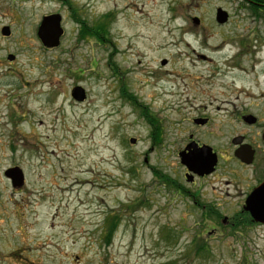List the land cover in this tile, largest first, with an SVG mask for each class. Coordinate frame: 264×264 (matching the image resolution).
<instances>
[{
	"label": "rangeland",
	"instance_id": "1",
	"mask_svg": "<svg viewBox=\"0 0 264 264\" xmlns=\"http://www.w3.org/2000/svg\"><path fill=\"white\" fill-rule=\"evenodd\" d=\"M51 14L65 34L48 49L37 30ZM226 42L222 55L209 49ZM256 101L264 12L246 0H0V264H264L263 225L223 223L170 192L169 144L182 135L169 128L157 145L150 123L227 120L231 102Z\"/></svg>",
	"mask_w": 264,
	"mask_h": 264
},
{
	"label": "flooded vegetation",
	"instance_id": "2",
	"mask_svg": "<svg viewBox=\"0 0 264 264\" xmlns=\"http://www.w3.org/2000/svg\"><path fill=\"white\" fill-rule=\"evenodd\" d=\"M231 103L233 115L227 120L203 113L168 121V128L161 120L157 121V145L166 143L169 128L182 135L177 134L169 144L179 162L164 182L168 181L176 199L201 209L212 219H221L223 223L230 220L232 226L238 224L235 220L249 219L264 226L245 209L254 190L264 183V102H252L250 107ZM192 154L204 155L207 161L215 160L214 167L205 164L203 168H190L182 155ZM221 203H235L238 210L232 216L223 215L215 206Z\"/></svg>",
	"mask_w": 264,
	"mask_h": 264
},
{
	"label": "water",
	"instance_id": "3",
	"mask_svg": "<svg viewBox=\"0 0 264 264\" xmlns=\"http://www.w3.org/2000/svg\"><path fill=\"white\" fill-rule=\"evenodd\" d=\"M229 14L222 8H218L216 12V21L219 24H224L228 21ZM194 22L196 24L200 23V19L195 17ZM4 35H10L9 27H4L2 29ZM64 34V28L62 27V17L60 14H51L44 16L37 30V35L42 42L43 46L52 49L60 45L61 37ZM8 59L13 60L14 56L9 55ZM166 60L162 61L165 64ZM71 95L76 101H84L86 99V92L81 86H76L72 89ZM252 117V116H249ZM131 143H135L134 138L130 139ZM183 162L187 164L190 168L199 169L206 165H211L214 167L215 160L207 161L204 155L192 154L189 156L182 155ZM6 177L11 180L12 186L14 188H21L25 184V175L22 169L19 167L8 168L5 171ZM245 209L250 212L253 220L264 224V183L260 185L253 194L249 197L246 202ZM226 222V220H224Z\"/></svg>",
	"mask_w": 264,
	"mask_h": 264
},
{
	"label": "trees",
	"instance_id": "4",
	"mask_svg": "<svg viewBox=\"0 0 264 264\" xmlns=\"http://www.w3.org/2000/svg\"><path fill=\"white\" fill-rule=\"evenodd\" d=\"M249 4H250V8L253 9L256 13H260V12H264V0H246ZM75 17L78 16V14L75 12L74 13ZM80 22V19L77 18ZM82 29H81V34L85 37V35H89V37H93V36H98L97 33L99 34L98 30H95L91 27H88L84 22H82ZM100 30H102L103 32L105 31V26L104 24H100V26L98 27ZM97 29V28H96ZM85 34V35H84ZM150 123L152 125V138L154 143H158V138L156 136V126L155 124L157 123L156 121L154 122V119H150ZM156 175H160L158 171H155ZM117 223L112 225V229L111 232H113V230L116 228ZM110 232V233H111Z\"/></svg>",
	"mask_w": 264,
	"mask_h": 264
},
{
	"label": "bare ground",
	"instance_id": "5",
	"mask_svg": "<svg viewBox=\"0 0 264 264\" xmlns=\"http://www.w3.org/2000/svg\"><path fill=\"white\" fill-rule=\"evenodd\" d=\"M185 43H184V45H185V47H191V44L189 43V42H187V41H184ZM228 44H231L230 42H226V43H224V44H219V45H214V46H210L211 48H209L210 50H212V51H216L217 53H216V55H222L221 53H222V50L225 48V46L226 45H228ZM224 60H226V59H224ZM231 72H233L232 70H231ZM170 80H174V79H172V78H170Z\"/></svg>",
	"mask_w": 264,
	"mask_h": 264
}]
</instances>
